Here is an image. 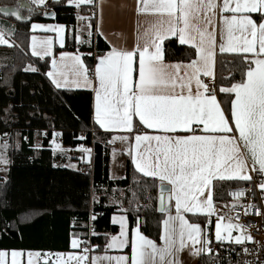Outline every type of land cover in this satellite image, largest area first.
Segmentation results:
<instances>
[{"label": "snow or ice", "instance_id": "snow-or-ice-1", "mask_svg": "<svg viewBox=\"0 0 264 264\" xmlns=\"http://www.w3.org/2000/svg\"><path fill=\"white\" fill-rule=\"evenodd\" d=\"M30 2L37 7L48 6L47 0ZM66 3L79 8L94 0H66ZM24 7L17 3L11 10L2 8L0 12L25 20L29 17L22 16ZM27 10L33 11L32 8ZM217 10L220 13L219 39ZM135 13L142 18L138 21L135 46L131 49L111 47L105 53H98L94 81L89 78V69L81 55L67 51L59 53V60H51L52 70L47 75L57 88L69 83L70 74L72 85L94 91L95 123L102 129L123 133L114 136L110 143L119 139L131 145L134 138L128 154L135 169L160 182L158 211L164 214L162 243L158 245L138 229H133L129 235L125 216H113L112 223L119 224L120 230L110 237L106 235L102 254L90 257L89 253L101 246L74 237L70 246L81 249L79 253L29 251L27 264H38L42 255L44 264H50L49 255L55 256L51 264H182L180 254L185 249L194 258L211 252L210 240L202 234L205 230L201 224L189 222L185 214L200 213L208 218L216 214L215 182H251L252 176L248 174L251 170L261 174L258 187L264 193V0H222V3L217 0H136ZM45 15L52 14L45 12ZM77 19L91 21L92 18L77 13ZM85 28L89 37L93 35V28L97 35L102 34L99 22H89ZM31 29L55 32L60 47H64V25L32 23ZM11 34L7 32L8 36ZM172 37L179 45L194 49V58L187 57V63H166L164 42ZM75 40L80 44L88 43L81 39L79 30ZM32 41L33 56L41 59L54 56L50 37L38 42L33 35ZM0 45L13 46L5 30H0ZM224 54H234L235 70L241 75L238 82L229 81L230 86L219 87V93L229 94L230 115L217 100V86L222 81H216L214 75L217 55ZM202 77H210L213 82L206 83ZM230 94H234V98ZM241 144L246 151H241ZM57 149L60 145L54 144L53 150ZM81 151L90 152V149ZM0 163H7L2 155ZM232 195L239 198L244 192ZM242 207L245 217L252 208L264 217V210L254 203ZM91 219L95 220V216ZM232 219L228 216V222L224 223L225 216H217L215 240L233 239L232 230L236 229L242 233L234 238L236 244L251 241L250 234H243V225L233 223ZM6 227L11 225L6 224ZM129 247L130 255L107 254L108 250L122 251ZM244 251L247 253L248 249ZM9 255L11 264H22L19 259L24 255L22 250L10 253L0 250V264H9Z\"/></svg>", "mask_w": 264, "mask_h": 264}, {"label": "trees", "instance_id": "trees-1", "mask_svg": "<svg viewBox=\"0 0 264 264\" xmlns=\"http://www.w3.org/2000/svg\"><path fill=\"white\" fill-rule=\"evenodd\" d=\"M18 1L0 0V6H13ZM94 5L83 6L78 11L66 0L52 1L46 8L35 7L38 13L28 23L12 24L10 20L0 18V26L12 33L10 41L13 45L0 46V138L10 137V165L5 179L0 181V250L67 252L71 250L74 234L88 238L92 220L95 232L99 233L93 240L100 243L97 250L102 251L106 235L119 230L111 224V217L122 207L129 218L130 229L138 227L147 237L161 242L164 214L158 211L159 180L140 175L130 160L125 167V178L112 180V148L110 143L106 144L111 135L96 128L93 93L56 88L47 75L50 58L41 59L30 53L32 23L65 25L68 29L65 49L82 53L92 76L96 55L107 52L110 47L94 28L88 43L78 44L75 35L77 13L89 15L92 19L88 23H96ZM44 12H53L54 16L44 18ZM89 52L92 55H88ZM193 52L194 49L179 45L175 38L164 42V55L168 61L188 62L187 57L194 58ZM233 55L218 56L217 81H222L220 86L228 87L229 81L241 79L240 72L235 70ZM29 67L33 69L28 70ZM228 96L220 94L224 108L230 111ZM55 133L59 136H54ZM16 136L18 140H15ZM60 137L64 141L61 144L66 149L64 153L55 152L54 144H51L53 139ZM81 144L91 146L90 160L80 162L76 169L65 167L62 163ZM83 165L91 166L92 172L82 173ZM215 184L214 204L224 206L229 203L228 188L244 183L223 181ZM111 195L116 196L114 204L110 203ZM212 228L211 225L207 230L209 240ZM201 261L209 264V258L204 255Z\"/></svg>", "mask_w": 264, "mask_h": 264}, {"label": "crops", "instance_id": "crops-1", "mask_svg": "<svg viewBox=\"0 0 264 264\" xmlns=\"http://www.w3.org/2000/svg\"><path fill=\"white\" fill-rule=\"evenodd\" d=\"M52 1L53 2H59L60 0H48L47 4L49 2H52ZM217 3H222V0H217ZM92 4L96 5L95 16H96V23L97 22L100 23V29H101V33H102L100 36L109 45V47L110 48L111 47L126 48V49L133 48L135 46V44H136V41H137L138 21L142 19L141 17H138L136 15V13H135L136 0H94V3L84 4V5H81L79 8H76L75 6H72V7H75L79 11L83 6H90ZM225 14L227 15L228 13H225ZM219 15H220V13L217 10V36H218V39H219ZM80 16L88 17L89 15L80 14ZM34 23L43 24V25H62V24L51 23V22H49V23L48 22H34ZM87 24H88V20H85V21L78 20V24H77V30H79V35H80L81 39L85 40V41H87L89 39L88 31L85 28V25H87ZM0 30H5L6 31V36L10 40V36L11 35L10 36L7 35L8 31L6 30V28L4 29V27L0 26ZM30 30H31V35H30V38H29V49H30V53L31 54H32L31 45L33 43V41H32V36L33 35L37 37V41L38 42L50 37L52 39V42H53L52 43V51L54 53V56L53 57H44V58H50V63H51V60L53 58L59 60V53L61 51H67V52H73V53L80 54L85 66L87 67V65H86V63L84 61L82 53H80L78 51H69V50L65 49V47L67 45V36H68V29H67L66 26H65L64 33H63L64 39H65V45H64L63 48L60 47V45H59V43L57 41L55 32L44 31V30H41V29L32 30L31 27H30ZM83 31H85V32H83ZM172 38H175V37H172ZM172 38H170V39H172ZM10 43H11V41H10ZM78 44H80V43H78ZM0 46H5V45H0ZM184 46H187V45H184ZM58 48L61 49V51H57ZM218 56L219 55H217L216 62H215V65H214V75H215L216 81L218 80L217 79V59H218ZM34 57L40 58L38 56H34ZM164 60H165L166 63H187V62L168 61V60H166L165 55H164ZM51 70H52V64H51V67H50L49 71H51ZM89 78L93 79V81H94V73H93L92 76H90V74H89ZM206 78H210V77H202V79L204 81H205ZM49 79L52 82L51 78H49ZM71 79H72V77L69 74V83L66 84L64 87H61V88H58V89L88 90V91H91L93 93V99H94L93 100V120L95 122V93H94V91H92L91 88L76 87V86L72 85L71 84ZM61 82L63 83V80ZM219 87H220V85L218 84V86H217V92H218L217 100H218V102H220L221 107L223 109L224 106H223L222 100L220 98V94L221 93H219ZM222 94H224V93H222ZM230 95L232 96V98H234V94H230ZM229 115H230V111H229ZM95 125H96V128L100 132H102L104 134H110L111 135V139L109 138L108 141H112L114 136H119V135L123 134L120 130H105V129L100 128V126L98 124L95 123ZM149 132H153V130H149ZM44 134L45 133H43V135ZM56 135L59 136V134L55 133L54 136H56ZM237 136H238V133H237ZM52 142L54 143V141H52ZM134 143H135V141H134V138H133V140L131 141V145H134ZM54 144H58V143L55 142ZM59 145L63 148V151L62 152H59L58 150H55V151L57 153L65 152L66 149L61 144H59ZM109 145L112 148V153L115 152V151L117 152V160H118V164H119V168H118L119 177L112 178L111 177V159H110V178L112 180L123 179L126 176L125 167H126L127 161L130 160L132 162L131 156L128 154L129 151H130L131 145L128 142H121L119 139L115 140L114 142L110 143ZM240 149H241V151H246L243 148L242 144L240 146ZM141 150H143V146H142ZM91 153H93L92 150H91ZM112 153H111V157H112ZM82 161H84V160L83 159L81 160V158L78 159L77 157L76 158L73 157V158H68L67 161L62 163V164L65 167L76 169L78 167L79 163L82 162ZM73 163L77 164L76 168L71 167V165ZM132 165H133V167L135 169V166H134L133 163H132ZM249 167L251 168V165H249ZM136 172H138V171L136 170ZM138 173L140 175L144 176L143 173H140V172H138ZM254 173H256V172H252L251 170H249V172H248V174L250 176H253ZM148 178H152V177H148ZM230 182L246 183L247 181L231 180ZM168 187H170V185H168ZM119 197H121V194L119 195ZM115 200H116V196L115 195H111L110 203L114 204ZM172 204L174 205V201L172 202ZM214 207L216 208L217 206L214 204ZM263 207H264V204H263ZM172 211H173V214H174V211H175L174 207H173ZM121 215L125 216V218H126V229L129 231V235H131V232H132L133 229H130L129 218H128L127 214L124 212V208L123 207L120 209V211L118 213L113 214L112 217L113 216L119 217ZM112 217H111V224L113 226H116V227L119 228V224H113L112 223ZM185 218L188 219L189 222L200 223L202 229L205 230L204 233H202L204 235H207L208 227H210L212 225V217L208 218V217H206V216H204V215H202L200 213H196V214L186 213L185 214ZM192 218H196L197 220H193ZM200 218H202V219H200ZM204 218L207 219V220H204ZM134 229H138L139 230L138 227H135ZM119 230L115 234H118ZM115 234H109L108 237H110L111 235H115ZM141 234H143V233L141 232ZM74 237H78L81 240H85V239H82L80 237V235H77V234H74L72 236V238H74ZM147 238H149V237H147ZM149 239H151V238H149ZM156 243L159 245L162 242H156ZM196 247H199V245H196ZM80 251H81V249H72L71 248V250L67 251V252H39V253H41V254H44V253H48V254L65 253V254H67L69 252H77V253H79ZM10 252L11 251H9V253ZM103 252H104V249L102 251L96 249L93 252L89 253V256L91 257V255L102 254ZM107 254H109V255H118V254H128V255H130V247L126 248V249H124L122 251H119V250H108ZM202 255H205V254H202ZM202 255L194 258L188 253V250L185 249L180 254V260L182 261V264H201ZM20 259L22 260L23 264H27V260H28L27 252H25L24 255L22 257H20ZM47 259L51 263L52 261L55 260V256L54 255H49ZM8 261H9V264H11V256L10 255L8 257ZM38 264H44L43 255L39 258Z\"/></svg>", "mask_w": 264, "mask_h": 264}, {"label": "built area", "instance_id": "built-area-1", "mask_svg": "<svg viewBox=\"0 0 264 264\" xmlns=\"http://www.w3.org/2000/svg\"><path fill=\"white\" fill-rule=\"evenodd\" d=\"M216 80V78H215ZM206 83H212V78H206ZM46 134V133H45ZM94 136V133H92ZM9 138V135H6L5 138ZM84 138V136H82ZM52 141L63 144L64 141L62 138L53 139ZM53 142H51L52 144ZM110 143L106 141V144ZM91 146L81 144L78 146L79 149H91ZM80 171L85 174L92 172V167L83 165L80 168ZM262 176L259 172L254 173L252 176V181H247L242 185L231 186L227 190V197L229 203L224 206L216 207V214L212 216V225L213 229L211 231L212 237L210 239L209 247L211 248L210 253H206L204 256L209 258V264H244L245 261L251 262V264H262L264 262V217L257 215V210L255 208L248 209V216L244 215V207L249 202L256 204L264 210L263 204L264 199H262V190L258 187L259 182L261 181ZM243 191L244 196L236 198L232 193ZM233 205H236L233 208ZM218 215L225 216V220L222 221L227 223V217L231 216L232 222L243 225V234H250L252 237L251 241L244 240L241 244H236L234 238L236 236L242 235V233L236 229L232 230L231 240H224L223 242H217L215 240V221ZM95 233V235L93 234ZM101 234V233H100ZM99 235L94 230L92 220L90 221L88 239L87 241L91 245H100L98 241H94L93 237ZM227 235V233H225ZM248 249V252L245 253L244 249ZM201 264H206L204 261H201Z\"/></svg>", "mask_w": 264, "mask_h": 264}, {"label": "rangeland", "instance_id": "rangeland-1", "mask_svg": "<svg viewBox=\"0 0 264 264\" xmlns=\"http://www.w3.org/2000/svg\"><path fill=\"white\" fill-rule=\"evenodd\" d=\"M27 1L30 2V0H27ZM15 5H13V6H15ZM33 6H34V8L37 7L35 5H33ZM24 14H26V16L29 15V13H27V12H24ZM31 16L34 17V14L31 15ZM10 21H11L12 24H15L16 23L13 20H10ZM83 32H85V31H83ZM32 69H33L32 67H29L28 70H32ZM16 139L18 140V136L15 137V140ZM9 140H10V137L9 138L8 137L7 138H5V137L0 138V155H2L7 160V163L6 164L0 163V181L3 178L5 179L6 174H7V171H8V168H9V165H10V158H9L10 143H9ZM5 145H7V147H5ZM57 150L59 152H62L63 151V148L60 146V149H57ZM91 154H92L91 151L90 152H84V151H81V149L78 148L76 151H73L72 153H70V155H68L69 156L68 158H73V157L76 158L77 157L78 159H80V158H81V160L83 159L84 160L83 162H88L90 160ZM76 166H77L76 163H73L71 165V167H73V168H76ZM118 168H119V164H118V160H117V152L115 151V152L112 153V157H111V177L112 178L119 177ZM23 252L25 253V251H23ZM26 252L28 253L29 251H26ZM32 252H34V251H32ZM21 262H22V260H21ZM22 264H23V262H22Z\"/></svg>", "mask_w": 264, "mask_h": 264}, {"label": "water", "instance_id": "water-1", "mask_svg": "<svg viewBox=\"0 0 264 264\" xmlns=\"http://www.w3.org/2000/svg\"><path fill=\"white\" fill-rule=\"evenodd\" d=\"M17 3H20V4L25 5V7L21 10V13H22V16L29 17L28 19H25V20H16L14 17L7 16V15L3 14L2 12H0V17L3 18V19H7V20H14L15 22H19V23H28V22H31L32 21V16L31 15L37 14L38 13V10H36L34 8V6L29 1H27V0H19ZM15 6H0V9H2V8H8L9 10H11ZM28 8H32L33 11L31 13H29L28 10H27ZM24 12L29 13V15L26 16V14H24ZM48 13H51L52 15H45V12H44L43 17L44 18H52L54 16V13L53 12H48ZM160 195H161V192L159 194V198H160ZM164 195H165V198H166L168 194L165 193ZM159 198H158V208H159V204H160V199Z\"/></svg>", "mask_w": 264, "mask_h": 264}]
</instances>
